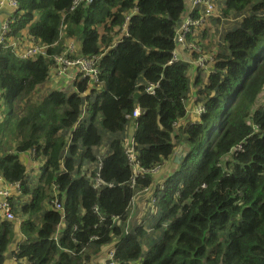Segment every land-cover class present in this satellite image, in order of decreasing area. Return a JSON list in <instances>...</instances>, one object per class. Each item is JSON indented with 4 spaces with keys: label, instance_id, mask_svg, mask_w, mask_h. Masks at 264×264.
<instances>
[{
    "label": "trees",
    "instance_id": "16d2710c",
    "mask_svg": "<svg viewBox=\"0 0 264 264\" xmlns=\"http://www.w3.org/2000/svg\"><path fill=\"white\" fill-rule=\"evenodd\" d=\"M74 1L19 0L12 12L10 36L24 37L21 46L34 38L47 55L22 59L0 44V176L22 182L31 198L15 208L26 239L14 264H95L111 245L116 264H264V0L216 1L238 20L217 48L214 72L198 69L196 89L191 63L174 56L189 0H82L72 9ZM220 23L213 20L215 30ZM67 39L80 41L82 55L100 56L99 80L62 78L39 98ZM188 106L206 111L178 126ZM136 107L143 114L128 118ZM131 125L142 169L185 152L161 176L154 214L127 232L133 197L155 183L150 173L133 182ZM27 153L42 163L36 182ZM97 173L104 183L95 187ZM15 235L0 219V264Z\"/></svg>",
    "mask_w": 264,
    "mask_h": 264
},
{
    "label": "built area",
    "instance_id": "2783aa9c",
    "mask_svg": "<svg viewBox=\"0 0 264 264\" xmlns=\"http://www.w3.org/2000/svg\"><path fill=\"white\" fill-rule=\"evenodd\" d=\"M82 0H75L72 9H74ZM92 2V0H87ZM217 0H191V10L189 11L184 23L178 27L176 43L182 45L188 49H191L193 52L197 54L196 63L204 68L205 70L209 69V64L214 63V55L206 54L203 52L201 46L197 42L199 39L200 31H204L205 29H210L213 27L214 19H221L222 24L220 26L221 29L225 27L226 21H231L228 16H225L221 9H218ZM219 1V0H218ZM223 1V0H221ZM19 7V0H0V11L4 9L10 8L16 10ZM14 21V17L10 15V17L2 23L1 31H0V44L7 41V45L13 47L15 51L20 55L22 59L29 57H36L39 54L47 55L46 50L47 47L43 44L38 43L32 37H26L24 45L21 46V42L24 40L23 38L13 39V36H10L11 24ZM122 33L127 35V27L124 25L122 29ZM191 36L194 40L188 41V37ZM73 42L74 39H70ZM70 42L69 44L65 43L64 50L58 54L53 56V65L51 68V74H53L54 83L57 86H60V80L62 78H70L77 80H92L97 82L99 80V68L98 63L100 56L91 55V56H77L74 53L77 52L76 43ZM175 59H178L179 56L177 51H174ZM91 88H93L91 86ZM155 86L150 85L147 90L151 94L155 92ZM1 87H0V99H1ZM79 92V91H78ZM87 95V93H83L82 96ZM85 110V109H84ZM205 107L199 106L197 109H192L190 106L187 107V116L184 119L178 121L177 125L180 126V122L182 125H185L188 121L191 123H197L200 120V117L205 112ZM143 114V110L140 107H136L132 113L128 117L138 118ZM84 116L82 114L81 118ZM241 148V147H240ZM31 153V152H30ZM33 157L34 154L31 153ZM129 164L133 170V182H135L136 178L143 173H150L156 175L160 166L155 167L151 170H144L140 167L139 161L137 159V154L135 147L132 144L126 151ZM27 170L29 167L27 165ZM95 187L100 186L102 183V179L98 175L95 179ZM112 186V184H110ZM23 197V184L20 181L8 182L2 176H0V219L10 222V223H19L22 224L24 217H19L15 212V201ZM55 207L57 209H62V205L55 199L53 200ZM52 202V203H53ZM155 200H153V204L151 205V210L155 208L154 206ZM128 232V229H127ZM13 259L16 260L13 255ZM95 264H116L114 261V250H108L105 257L96 262Z\"/></svg>",
    "mask_w": 264,
    "mask_h": 264
},
{
    "label": "crops",
    "instance_id": "0c3cea01",
    "mask_svg": "<svg viewBox=\"0 0 264 264\" xmlns=\"http://www.w3.org/2000/svg\"><path fill=\"white\" fill-rule=\"evenodd\" d=\"M190 10H191V0H189V3H188L187 8L185 10V14L183 16V19L187 17V15H188V13H189ZM12 12H13V9H10V8H7V9H4L3 11H0V19L2 20V23L4 21H6L10 17V15L12 14ZM228 25L229 24H227V27H228ZM212 40L214 42V38H212ZM204 42H206L208 44L210 43V35L209 34L205 38ZM208 44H206V46H208ZM78 48L79 49L81 48V43L78 45ZM176 50H177V54L179 55V58L184 59V61H187V62L191 63L192 69H191V72H190V75H191L190 78H191L192 81H194V82H192L193 85H194V83L196 81V74H197L196 73V70H198V67L194 63V54H193V52H190L186 47H184L182 45H177ZM193 89H196L195 85L193 86ZM188 104L190 105V104H192V102H189ZM133 133H135L134 126H133V132H132V134ZM133 136H134V134H133ZM181 149L182 148L178 149L177 151L179 152ZM107 152H108V144H107V141H106L105 146L97 148V153L99 155L100 154L105 155ZM22 160H24L27 163L28 167H29V173H30L29 176L31 177V180L33 182H36L38 180L37 174L40 171V168H41L40 166H42V163H39V161L33 159L30 156V154H28V153L27 154H22ZM171 167L172 166L169 165V167L166 169V171H165V173H166L165 175L166 176L169 175V172L171 171ZM174 169H176V168H174ZM174 169H172V170H174ZM30 199L31 198L29 196H24V197H21L20 199L16 200L15 201L16 208H19L22 204H25V203L29 202ZM17 215L21 217V214L19 215L17 213ZM12 224H13V227H14V231L16 233V237H15L14 242L12 243V245H11V247H10L7 255H6V260H5V263L4 264H14L16 262L13 259L12 251H14L17 248V246L23 240L26 239L25 237H23V235L21 233V230H22L21 224H19V223H12Z\"/></svg>",
    "mask_w": 264,
    "mask_h": 264
},
{
    "label": "rangeland",
    "instance_id": "374dc122",
    "mask_svg": "<svg viewBox=\"0 0 264 264\" xmlns=\"http://www.w3.org/2000/svg\"><path fill=\"white\" fill-rule=\"evenodd\" d=\"M220 8H222V6L220 5ZM229 17H233L232 15L229 16ZM210 43H206V42H203V49L205 50V52H210L209 50L213 49L215 47V44L213 43V40L212 38H214V34L210 33ZM75 41V40H74ZM70 42H73L72 40L68 39L67 40V43L69 44ZM73 43H76V45H79L80 42L79 41H75ZM206 44H208V46H206ZM77 52H79V50L77 49ZM77 52H75L74 54L77 55ZM198 70H196V73H197ZM191 77V75H190ZM191 82H194L191 80ZM56 84L54 83V78L50 75L48 81L39 87L38 91H37V96L39 98H42L50 89H52L53 87H55ZM181 124V122H180ZM133 132V126L131 125L130 128H129V138H130V135L132 134ZM105 142V141H104ZM169 165H171V171L172 169L176 168L178 163H176L174 160H171L169 163H167L164 167H162L159 172L154 175V178L156 180H161V176L166 174L165 171L166 169L169 167ZM170 171V172H171ZM30 175V173H29ZM161 175V176H160ZM40 176V171L39 173L37 174V177ZM155 180V181H156ZM158 186H155V183L153 184V186H151L150 189H147L146 191L144 192H141V193H138L136 194L133 199H132V202H131V205H132V216H131V219L132 220H135L136 223H139V221L141 220V218L149 212L151 215L154 214V210L156 211V206H154L155 208L153 209V212L151 211H147L149 210V208L151 207V205L153 204V200H156L158 198H156L155 196V192L157 190ZM156 203H154L155 205ZM20 215V213H18ZM22 217V216H21ZM146 226H149V222L146 223ZM160 234V232H156L155 234L152 235V239L156 238L158 235ZM16 237V235H15ZM15 239V238H14ZM24 241V240H23ZM147 248L148 247V244H144V248ZM145 248V250H146ZM108 249H110V247H106L105 251H103L102 253V258L106 256L107 252H108ZM100 257V258H101ZM99 258V260H101ZM98 260V261H99ZM97 261V262H98ZM96 263V262H95Z\"/></svg>",
    "mask_w": 264,
    "mask_h": 264
},
{
    "label": "clouds",
    "instance_id": "9594fccd",
    "mask_svg": "<svg viewBox=\"0 0 264 264\" xmlns=\"http://www.w3.org/2000/svg\"><path fill=\"white\" fill-rule=\"evenodd\" d=\"M87 2H89V1H87ZM221 10H222V8H220ZM231 16V15H230ZM233 16V15H232ZM228 18L229 19H231V21H226L225 22V27L223 28V29H221L220 28V26H221V24L222 23H220V25H219V27H218V29L217 30H215V27H214V25H213V27H211L210 29H205L204 31H200L201 33L199 34V39H198V43H199V45L201 46V48H202V50H203V52L204 53H206V54H208V55H210V54H213L214 55V59L216 58V54H217V48L218 47H220V48H222V46L225 44V42H224V38H223V36H224V33H225V31L226 30H228L227 29V24H229V23H233L234 21H237L238 20V18H235L234 16L233 17H229L228 16ZM185 19L186 18H184V19H182V24L184 23V21H185ZM181 24V25H182ZM180 25V26H181ZM180 26H178V27H180ZM229 26V25H228ZM122 31V30H121ZM207 32V35L208 34H210V33H212V34H214V44H215V47L213 48V49H211V50H209L210 52H205V50L203 49V47H204V45L201 43V41L203 40V38H204V40H205V38L207 37H204V34ZM191 37V36H190ZM68 40V39H67ZM66 40V41H67ZM194 39L191 37V40H188V41H193ZM204 40H203V42H204ZM177 45H179V44H177ZM77 49L79 50V52L81 51V48L79 49L78 48V45H77ZM188 49V48H187ZM174 51H177V50H174ZM193 54H194V63L197 65V67H198V69L200 70V73L204 76V77H207L208 78V76L211 74V73H213L214 72V70H213V67H214V64H215V61H216V59H215V61H214V63H212V64H209V69L208 70H205L204 68H202V67H200L197 63H196V60H197V54L195 53V52H193ZM77 56H84V55H82L81 53H78L77 52ZM179 56V55H178ZM197 74H198V72H197ZM197 74H196V76H197ZM50 75L53 77V74H51L50 73ZM50 77V76H49ZM57 86V85H56ZM86 104H87V102L84 104V106H83V112H82V114L84 113V116L81 118L80 117V120L82 121L85 117H86V115H87V110H86ZM85 109V110H84ZM82 114H81V116H82ZM129 118V117H128ZM131 118H134V117H131ZM134 134V133H133ZM133 134H132V137H128V148L130 147V145L132 144V142H133V145H134V136H133ZM183 149V148H182ZM127 151V150H126ZM100 155H103V154H100ZM184 156V155H183ZM21 158H22V156H21ZM24 161V160H23ZM25 162V161H24ZM25 164L27 165V163L25 162ZM41 167V166H40ZM163 167V165H160V169ZM27 173H29V170H27ZM100 176V174L99 173H97L96 174V176H95V179H96V177L97 176ZM153 175V174H152ZM154 176V175H153ZM161 176V175H160ZM167 177V176H166ZM101 178V177H100ZM102 179V178H101ZM155 179V178H154ZM156 180V179H155ZM96 181V180H95ZM155 182V186H157L159 183L158 182H161V180H156V181H154ZM104 183V181L102 180V183L100 184V185H102ZM95 184V183H94ZM113 185V184H112ZM109 186H110V184H109ZM162 186H163V183H162V185H161V188H162ZM151 187H149V188H147V189H150ZM147 189H145L144 191H146ZM143 191V192H144ZM24 197V196H23ZM157 198V197H156ZM60 204H61V202L57 199V198H55ZM157 202V199L155 200V203ZM62 205V204H61ZM157 205V203L155 204V206ZM53 206L55 207V204H54V202H53ZM62 207H63V205H62ZM56 208V207H55ZM129 208H130V212H131V215H130V217H129V219H128V222H127V229L128 230H130V226H131V224H135L136 222H135V220H132L131 219V216H132V205L130 204V206H129ZM57 209V208H56ZM149 209H151V207L149 208ZM57 210H63V208L62 209H57ZM20 217V216H19ZM108 247H110V249H108V250H111V249H113L114 250V245H111V246H108ZM106 249V248H105ZM17 250V248L14 250V251H16ZM14 251H12V256H13V252ZM16 261V260H15Z\"/></svg>",
    "mask_w": 264,
    "mask_h": 264
},
{
    "label": "water",
    "instance_id": "95a60500",
    "mask_svg": "<svg viewBox=\"0 0 264 264\" xmlns=\"http://www.w3.org/2000/svg\"><path fill=\"white\" fill-rule=\"evenodd\" d=\"M182 24V20L180 21V23H179V26ZM1 27H2V20L0 19V31H1ZM130 137H132V134L130 135ZM184 152H185V148H183V149H181L179 152H177L176 154H175V156H174V161L176 162V163H180L181 162V160L183 159V154H184Z\"/></svg>",
    "mask_w": 264,
    "mask_h": 264
}]
</instances>
